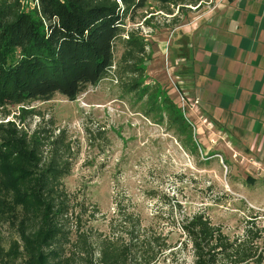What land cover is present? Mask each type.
<instances>
[{"label":"rangeland","instance_id":"1","mask_svg":"<svg viewBox=\"0 0 264 264\" xmlns=\"http://www.w3.org/2000/svg\"><path fill=\"white\" fill-rule=\"evenodd\" d=\"M21 1L26 11L34 8V0ZM172 2L149 0L134 21H127L125 35L138 30L146 38L151 54L145 63L146 84L157 83L158 103L169 97L177 106L191 125L190 137L177 133L165 108L153 111L148 98L122 94L111 77L90 86L76 101L57 94L50 101L10 105L5 122L16 121L28 134L65 132L73 154L72 173L63 184L75 208L85 210L81 226L94 242L123 233L128 243L125 232L118 231L131 228V223L120 224L132 218L142 227L137 232L140 255L143 242L156 239L153 244L161 254L154 264H196L181 231L186 217L205 214L231 240L248 229L264 228V164L209 123L198 100L186 92L188 80L182 75L187 72L188 40L182 32L213 1L175 7L169 15L163 8H173ZM179 43L183 49H176ZM121 52L117 46L116 60ZM22 108L30 113L23 114ZM0 235L6 241L19 239L9 225L1 227Z\"/></svg>","mask_w":264,"mask_h":264},{"label":"trees","instance_id":"2","mask_svg":"<svg viewBox=\"0 0 264 264\" xmlns=\"http://www.w3.org/2000/svg\"><path fill=\"white\" fill-rule=\"evenodd\" d=\"M202 1L173 0V8L163 11L173 15L175 7ZM34 2L26 11L21 0H0V229L9 225L19 236L6 241L0 235V264H154L161 254L153 244L158 240L143 242L140 255L139 221L122 220L120 225L131 223L118 231L125 232L128 243L123 233L94 242L82 228L86 212L75 208L63 184L71 176L73 154L64 131L28 134L16 121L5 122L10 105L50 101L57 94L76 101L111 77L122 94L148 98L153 111L165 108L177 133L190 137L191 125L177 106L169 97L158 103L157 83L146 84L145 63L151 56L146 38L138 30L125 35L127 21H134L149 0ZM117 46L122 50L118 60ZM181 231L196 264H264V228L231 240L222 227L197 213L182 221Z\"/></svg>","mask_w":264,"mask_h":264},{"label":"crops","instance_id":"3","mask_svg":"<svg viewBox=\"0 0 264 264\" xmlns=\"http://www.w3.org/2000/svg\"><path fill=\"white\" fill-rule=\"evenodd\" d=\"M185 29L187 94L264 164V0H213Z\"/></svg>","mask_w":264,"mask_h":264},{"label":"built area","instance_id":"4","mask_svg":"<svg viewBox=\"0 0 264 264\" xmlns=\"http://www.w3.org/2000/svg\"><path fill=\"white\" fill-rule=\"evenodd\" d=\"M213 1V0H212Z\"/></svg>","mask_w":264,"mask_h":264}]
</instances>
